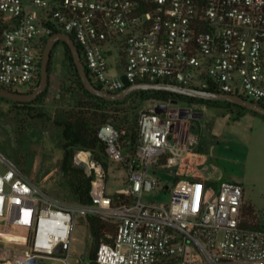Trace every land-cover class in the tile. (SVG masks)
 <instances>
[{
    "label": "built area",
    "instance_id": "built-area-1",
    "mask_svg": "<svg viewBox=\"0 0 264 264\" xmlns=\"http://www.w3.org/2000/svg\"><path fill=\"white\" fill-rule=\"evenodd\" d=\"M56 31L72 36L90 79L107 91L161 81L264 106V0H0V87L35 85ZM159 105L166 112L157 113ZM188 106L156 101L142 110L134 153L118 127L101 126L108 157L129 172L117 197L107 195L108 169L90 151L77 150L79 165L94 175L89 204L54 198L0 153V218L17 201L31 204L29 239L0 264H69L79 216L101 217L116 229L99 245L98 264H264V218L255 212L245 224L243 185L215 186L178 170L200 140ZM172 167L173 184L162 185L158 169ZM162 188L169 204L144 199Z\"/></svg>",
    "mask_w": 264,
    "mask_h": 264
},
{
    "label": "rangeland",
    "instance_id": "rangeland-1",
    "mask_svg": "<svg viewBox=\"0 0 264 264\" xmlns=\"http://www.w3.org/2000/svg\"><path fill=\"white\" fill-rule=\"evenodd\" d=\"M52 53L48 91L40 102L24 108L21 103L0 98V153L14 160L51 196L72 203L76 200L60 167L65 153L62 128L54 124L53 117L56 111L68 107L72 103L73 95L81 90L75 82L65 47L56 44ZM114 58V55L108 57L109 64L114 63ZM17 89L21 92L29 91L25 86ZM132 102L138 108L134 117L128 119L125 128L130 126L137 131L139 113L151 107L153 100L140 102L136 97L123 105L112 107L116 110H127ZM188 108L194 113L203 114V117H197L193 121L192 127L194 133L201 141H205L207 148L212 151L213 162L219 164V156L232 159L242 152L248 157V161L242 163L225 161V166L229 171H236L239 180L243 181L247 204L253 205L256 213L264 218V117L262 114L247 110L240 113V117L237 107L223 102L195 103ZM125 134L126 131L123 132V135ZM129 141V138L128 141L124 139L128 145L127 153L133 152ZM92 155L94 156L93 153ZM74 156L75 164L79 165L77 151ZM105 161L108 165L106 193L114 196L126 189L125 180L129 177V172L122 164L111 161V158H105ZM0 169H3L1 164ZM175 170L176 167L167 171L158 169L156 177L162 180V185L171 186L174 182ZM144 199L169 204L171 193L165 188L159 193L144 192ZM0 220L11 230L0 224V238H9L0 241V249L1 251L9 249L8 253L16 255L23 247L22 242L29 239L31 230L11 224L4 218ZM72 238L69 264H90L92 235L86 217L76 218ZM42 264H50V261L46 260Z\"/></svg>",
    "mask_w": 264,
    "mask_h": 264
},
{
    "label": "trees",
    "instance_id": "trees-1",
    "mask_svg": "<svg viewBox=\"0 0 264 264\" xmlns=\"http://www.w3.org/2000/svg\"><path fill=\"white\" fill-rule=\"evenodd\" d=\"M57 32L59 31H56L55 33ZM58 44L59 45L61 44L65 47L71 64V69L75 77V82L79 87V89L81 90V92H78L75 95H73L72 103L69 104L68 107L56 111L53 117L54 124L62 128V136L64 139L63 150L65 151V153L60 164L61 171L64 173L67 179V184L69 186L71 193L74 195L76 202L80 204H89L92 202L90 191H91L94 175L88 174L84 166L75 164L74 153L77 150L91 151L94 154L95 159L102 162L106 167V169H108L107 161H105V158H109L106 151L107 145L99 137V130L101 126L107 123H112L116 127L119 126L118 128L122 132L125 131L127 132V134L122 135V139H127V141L128 138L130 139L129 143L131 146V150L133 151L131 153H134L136 151L138 138H139L138 130L136 131V128L134 129V127H130V126L125 128V125L128 123V119L134 117L136 110L138 108L136 105H134L135 101L132 102V105L127 110H120V109L116 110L113 109L112 106L123 105L127 101L136 99V97L140 102L143 101L145 102L150 99L153 100V102L173 100L175 102H179L182 104L185 103L188 105L195 103L223 102V101H210L204 99H197L167 91H145V90L135 91L131 93L128 96V98L124 100L107 101L104 98L92 95L89 91L85 89L68 44L63 41L57 43V45ZM79 50L81 52V49ZM86 70L89 73L87 65H86ZM40 79H41V74L39 73L35 85H32L29 88L28 92L34 90L39 85ZM95 85L98 86L99 88H102L97 83ZM128 85H130V83H128L127 86ZM208 90L218 92V90L212 88ZM47 91L48 89L43 94H41L36 100L21 104H23V107L26 108L29 105L38 103L46 96ZM223 103L237 107L238 114L247 110L253 113H257L255 111L246 109L237 104H233L230 102H223ZM262 116L264 117V115ZM125 147L126 149L128 147L126 143H125ZM118 195L119 194L117 193L113 197H117ZM255 212L256 210L253 207V205L245 203L244 214L246 217V221H245L246 225H248L250 221H252V219L255 217ZM86 218L92 235V248L89 255L90 264H98L97 250L99 245L102 242H111L113 239L109 238V235H114L116 229L112 224L103 220L101 217L88 216ZM9 256L12 257L14 255L8 253L7 251H3V250L1 251L0 249V261L6 259Z\"/></svg>",
    "mask_w": 264,
    "mask_h": 264
},
{
    "label": "water",
    "instance_id": "water-1",
    "mask_svg": "<svg viewBox=\"0 0 264 264\" xmlns=\"http://www.w3.org/2000/svg\"><path fill=\"white\" fill-rule=\"evenodd\" d=\"M61 41L67 43L69 46L85 89L89 91L92 95L104 98L107 101L124 100L128 98V96L131 93L135 91H140V90L167 91V92L176 93L179 95H184V96L193 97L197 99L230 102V103L240 105L246 109H249V110H252V111H255L257 113L264 115V106L262 104L257 103L255 101L248 100L242 96L228 94V93L201 90V89L186 87V86H182L179 84H173L169 82L141 81V82L132 83L126 86L124 89L117 91V92H111V91H107L105 89L99 88L92 82V80L90 79L87 73L85 64L82 61L81 53H80V50H79V47L76 41L72 38V36L64 32L54 33L47 39V42H46V45L43 51L42 61H41V70H40L41 79H40L39 85L30 92H16V91H12V90L0 87V97L14 101V102L27 103V102H32L36 100L41 94H43L47 90L49 82H50V62L52 58L53 48L55 47L57 43ZM155 111L157 113L166 112V108L159 105L155 108ZM195 116L203 117V114L195 113Z\"/></svg>",
    "mask_w": 264,
    "mask_h": 264
},
{
    "label": "crops",
    "instance_id": "crops-1",
    "mask_svg": "<svg viewBox=\"0 0 264 264\" xmlns=\"http://www.w3.org/2000/svg\"><path fill=\"white\" fill-rule=\"evenodd\" d=\"M241 114H238V116H240ZM207 147L208 145L205 143V141H201L200 139L196 154L190 155L187 159V164L185 166H182L178 170L187 177H191V176L201 177L209 181L210 183H213L215 186H218L220 182L225 180L238 182L243 185V181L239 180V176L236 174V171L228 170L227 166H225V161L230 160L231 162L242 163L248 161V157L246 156L247 157L246 158L243 155V152L239 153L238 157H234L232 159L219 156L218 158L219 164L218 163L216 164L215 162H213L212 151L209 150ZM206 169H208L209 171H207ZM245 203H247L246 200ZM30 212H31V204L28 201H22V202L17 201L16 203L9 206L8 214L4 219H6V221H8L11 224H15L23 228H28ZM0 224H3L5 228L11 231L9 226L6 225V223L2 222L1 220H0ZM5 239H9V238L1 237L0 241H4Z\"/></svg>",
    "mask_w": 264,
    "mask_h": 264
},
{
    "label": "flooded vegetation",
    "instance_id": "flooded-vegetation-1",
    "mask_svg": "<svg viewBox=\"0 0 264 264\" xmlns=\"http://www.w3.org/2000/svg\"><path fill=\"white\" fill-rule=\"evenodd\" d=\"M18 103H24V102H18Z\"/></svg>",
    "mask_w": 264,
    "mask_h": 264
}]
</instances>
